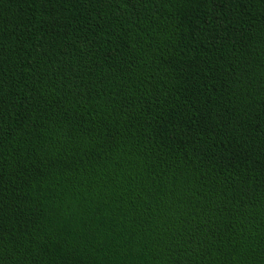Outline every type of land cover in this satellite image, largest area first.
<instances>
[{"label":"trees","instance_id":"obj_1","mask_svg":"<svg viewBox=\"0 0 264 264\" xmlns=\"http://www.w3.org/2000/svg\"><path fill=\"white\" fill-rule=\"evenodd\" d=\"M0 264H264V0H0Z\"/></svg>","mask_w":264,"mask_h":264}]
</instances>
